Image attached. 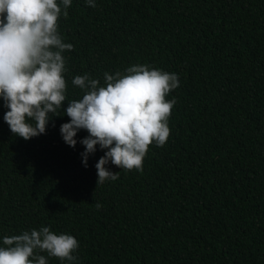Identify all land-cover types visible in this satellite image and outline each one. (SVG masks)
<instances>
[{
    "label": "trees",
    "instance_id": "trees-1",
    "mask_svg": "<svg viewBox=\"0 0 264 264\" xmlns=\"http://www.w3.org/2000/svg\"><path fill=\"white\" fill-rule=\"evenodd\" d=\"M68 13L67 99L82 98L76 75L103 86L135 64L176 73L170 136L142 172L109 163L119 178L97 186L106 150L85 167L86 130L69 146L62 114L14 136L0 98V246L48 226L78 239L74 264H264V0H72Z\"/></svg>",
    "mask_w": 264,
    "mask_h": 264
},
{
    "label": "clouds",
    "instance_id": "clouds-1",
    "mask_svg": "<svg viewBox=\"0 0 264 264\" xmlns=\"http://www.w3.org/2000/svg\"><path fill=\"white\" fill-rule=\"evenodd\" d=\"M86 3L96 7V0ZM71 5L72 0H0V98L8 109L3 119L14 136L29 140L46 133L51 117L66 114L69 122L60 126L66 144L75 147L78 131L88 132L80 141L85 167L97 145L106 150L95 165L99 186L119 178V172L106 167L109 163L142 172L150 145L166 144L176 104L167 96L180 82L176 73L135 64L123 72H105L103 86L90 74L76 75L72 85L83 95L68 100L63 53L74 45L64 42L59 19L68 17ZM78 248L75 236L41 226L4 236L0 264H48V258L74 264Z\"/></svg>",
    "mask_w": 264,
    "mask_h": 264
}]
</instances>
